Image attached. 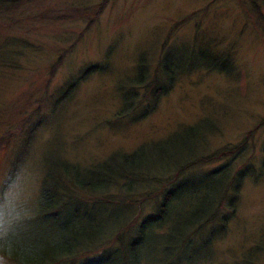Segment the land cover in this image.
Masks as SVG:
<instances>
[{
  "label": "rangeland",
  "instance_id": "obj_1",
  "mask_svg": "<svg viewBox=\"0 0 264 264\" xmlns=\"http://www.w3.org/2000/svg\"><path fill=\"white\" fill-rule=\"evenodd\" d=\"M164 46L174 55L171 59L176 57L184 66L187 52L228 54L230 77L204 78L197 72L179 78L145 120L134 126L122 120L106 131L102 123L119 107L115 96L121 72L133 70L132 61L140 52L155 63ZM100 60L104 72L85 78L67 98H61L74 74ZM209 113L217 119L206 143L209 154L240 142L264 120V4L260 1L24 0L14 7L0 4V140L9 137L0 148V178L17 167L20 159L31 208L38 201L42 165L49 160L63 157L86 166L89 156L115 150L128 153L144 142L148 146L152 140L173 137L172 133ZM252 135L245 143L250 148L243 150L236 165L243 159L252 161L253 155L264 159V125ZM176 137L181 142L185 135ZM165 147L161 146L168 152L169 146ZM224 161L226 157L205 167L212 170ZM243 184L228 233L207 250H197L193 264H264V173L256 183ZM31 227L27 225L23 232H30Z\"/></svg>",
  "mask_w": 264,
  "mask_h": 264
},
{
  "label": "trees",
  "instance_id": "obj_2",
  "mask_svg": "<svg viewBox=\"0 0 264 264\" xmlns=\"http://www.w3.org/2000/svg\"><path fill=\"white\" fill-rule=\"evenodd\" d=\"M21 1L0 0V4L14 7ZM165 46L155 63L140 52L132 61L133 70L121 72L115 96L119 107L102 123L106 131L122 120L133 126L145 120L179 78L197 72L200 77H230L228 54L187 52L184 66L176 57L171 59L174 55ZM101 63H88L74 74L61 98H67L85 78L104 72ZM216 120L209 113L184 125L173 137L152 140L148 146L144 142L128 153L115 150L89 156L86 166L63 157L49 160L42 165L38 201L31 208L32 230L16 239L19 252L9 263L193 264L197 250H207L228 233L243 183H256L264 173V159L255 155L252 161L243 159L236 165L243 150L250 148L246 141L264 120L240 142L209 154L206 143ZM174 135L185 137L179 142ZM8 138L1 139L0 148ZM163 144L169 146L168 152L161 148ZM225 157L218 168L205 167ZM78 193L87 198L82 200Z\"/></svg>",
  "mask_w": 264,
  "mask_h": 264
},
{
  "label": "clouds",
  "instance_id": "obj_3",
  "mask_svg": "<svg viewBox=\"0 0 264 264\" xmlns=\"http://www.w3.org/2000/svg\"><path fill=\"white\" fill-rule=\"evenodd\" d=\"M17 167L0 178V264L18 254L15 241L34 219L31 209V192L22 180L23 162L18 159Z\"/></svg>",
  "mask_w": 264,
  "mask_h": 264
}]
</instances>
